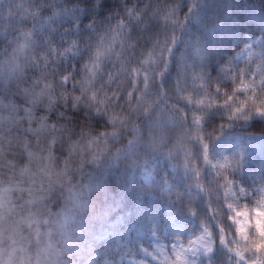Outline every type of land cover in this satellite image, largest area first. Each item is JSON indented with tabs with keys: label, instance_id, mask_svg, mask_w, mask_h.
Wrapping results in <instances>:
<instances>
[{
	"label": "clouds",
	"instance_id": "1",
	"mask_svg": "<svg viewBox=\"0 0 264 264\" xmlns=\"http://www.w3.org/2000/svg\"><path fill=\"white\" fill-rule=\"evenodd\" d=\"M261 140L264 0H0V264H264Z\"/></svg>",
	"mask_w": 264,
	"mask_h": 264
},
{
	"label": "snow or ice",
	"instance_id": "2",
	"mask_svg": "<svg viewBox=\"0 0 264 264\" xmlns=\"http://www.w3.org/2000/svg\"><path fill=\"white\" fill-rule=\"evenodd\" d=\"M239 215H244L245 216V221H238V224H239V231L242 235V238L247 240L249 237H248V231H249V227L248 225H250V221L247 220V212L244 211V212H238L237 213V216ZM264 224V221H261V220H257L256 221V225H257V229L260 233L261 236H264V227H262L261 225ZM256 247H264V244H258L256 245ZM177 257H178V260L182 259V255L180 253L177 254Z\"/></svg>",
	"mask_w": 264,
	"mask_h": 264
},
{
	"label": "trees",
	"instance_id": "3",
	"mask_svg": "<svg viewBox=\"0 0 264 264\" xmlns=\"http://www.w3.org/2000/svg\"><path fill=\"white\" fill-rule=\"evenodd\" d=\"M252 147L256 152L264 154V140L255 142Z\"/></svg>",
	"mask_w": 264,
	"mask_h": 264
},
{
	"label": "rangeland",
	"instance_id": "4",
	"mask_svg": "<svg viewBox=\"0 0 264 264\" xmlns=\"http://www.w3.org/2000/svg\"><path fill=\"white\" fill-rule=\"evenodd\" d=\"M255 219H256L255 216H253V218H252V222H255Z\"/></svg>",
	"mask_w": 264,
	"mask_h": 264
}]
</instances>
